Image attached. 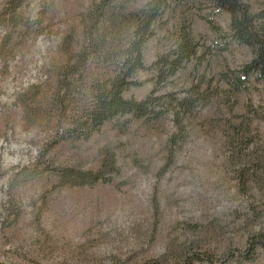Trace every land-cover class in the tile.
I'll return each mask as SVG.
<instances>
[{"label":"rangeland","instance_id":"obj_1","mask_svg":"<svg viewBox=\"0 0 264 264\" xmlns=\"http://www.w3.org/2000/svg\"><path fill=\"white\" fill-rule=\"evenodd\" d=\"M104 1L126 13L150 2L0 0V262L186 264L204 253L222 264H264L262 248L253 261L241 257L264 235V80L235 93L223 77L251 62L252 49L233 41L206 66L188 65L168 81L160 94L193 99L180 126L171 112L118 117L78 139L72 123L88 106L92 82L116 68L113 47L127 38L109 28L111 53L72 70ZM243 1L254 10L264 5ZM182 15L208 45L223 38L206 17L229 32L227 11L209 0L184 2L156 23L144 48L149 68L176 41ZM153 77L139 70L135 79L144 84L125 96L145 99ZM99 170L111 181L83 183L80 173Z\"/></svg>","mask_w":264,"mask_h":264},{"label":"trees","instance_id":"obj_2","mask_svg":"<svg viewBox=\"0 0 264 264\" xmlns=\"http://www.w3.org/2000/svg\"><path fill=\"white\" fill-rule=\"evenodd\" d=\"M197 0H150L141 9L132 12H124L125 7L115 9L111 7L109 1H104L98 6L96 12L92 14L91 20L94 29L89 31V44L83 49L79 60L71 68L76 71L79 63H86L92 55H101L102 52L111 53V43L106 36L107 30L113 28L118 34L126 36V40L113 47L115 50L114 59L116 68L110 71L104 78H96L92 82L89 93V103L81 116L77 117L72 123L70 135L81 139L89 137L105 124L118 117L132 116L133 119L161 118L168 112L174 115V120L180 126L182 121L180 115L187 113L194 106L192 97L178 98L175 94H160L162 88L168 81L185 69L188 65H193L197 70L206 66L208 56L214 50L224 52L234 41L237 44H244L252 49L253 59L236 71L224 74V81L228 85V91L240 93L247 87L251 79L264 80V5L259 10H254L251 4L243 0H209L220 11H227L230 14L231 23L229 32L224 33L217 26L212 18H205L209 27L223 41L213 42L208 45L205 41L197 39L193 34L189 20L184 17L183 22L176 32V41L167 48V51L160 54L152 66L149 68L145 64V46L155 36V25L164 19L167 11H177L178 6L184 2ZM201 2V1H200ZM121 15L120 24L117 25L116 15ZM112 36V33L110 32ZM105 50V51H102ZM76 65V66H75ZM154 71V89L145 99L138 100L135 97L127 98L125 91L131 87H139L144 84L135 79L139 70ZM68 69L64 78L73 74ZM202 82L194 87V92H200ZM64 102V100L62 101ZM169 106L172 108L169 109ZM172 139L174 145L177 140ZM59 142V139L50 144L45 151L48 152ZM174 153V151H172ZM117 170L112 165L111 171ZM84 178H88L92 183L99 181L110 182L111 178L106 176L104 171L97 173H80ZM254 239V238H253ZM259 248L264 250V235L257 236L248 243L246 250L241 253V257L247 261H253ZM196 262H207L210 264H222L223 261L216 259L208 254L194 253L188 256L186 264H196ZM0 264H11L0 262ZM145 264H160L158 261H148Z\"/></svg>","mask_w":264,"mask_h":264}]
</instances>
